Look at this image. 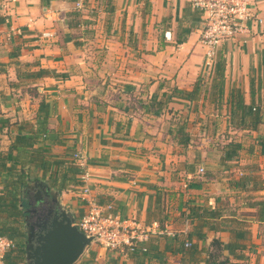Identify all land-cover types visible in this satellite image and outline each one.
Segmentation results:
<instances>
[{
	"label": "crops",
	"instance_id": "1",
	"mask_svg": "<svg viewBox=\"0 0 264 264\" xmlns=\"http://www.w3.org/2000/svg\"><path fill=\"white\" fill-rule=\"evenodd\" d=\"M255 9L264 18V0ZM203 25L187 0H0V157L43 122L20 155L28 183L57 188L75 222L88 186L158 225L147 250L92 241L74 264H264V23L223 41L210 67ZM241 105L260 109L257 127ZM37 150L64 162L65 188Z\"/></svg>",
	"mask_w": 264,
	"mask_h": 264
},
{
	"label": "built area",
	"instance_id": "2",
	"mask_svg": "<svg viewBox=\"0 0 264 264\" xmlns=\"http://www.w3.org/2000/svg\"><path fill=\"white\" fill-rule=\"evenodd\" d=\"M191 7L203 14L200 43L205 48V64L212 66L223 41L234 39L242 34H250L255 24L264 23L255 9V0H187ZM80 6L81 3L78 2ZM43 36L53 33L46 31ZM76 157L79 155L76 153ZM87 181L88 173L82 175ZM83 197L88 203L87 211L75 223L87 236H92L108 249L133 252L147 250L144 244L155 231L157 223L143 225L134 217L120 216L112 211V204H100L88 197L90 188H83ZM186 245H190L189 242ZM17 246L16 240L0 235V264H5L6 256Z\"/></svg>",
	"mask_w": 264,
	"mask_h": 264
},
{
	"label": "trees",
	"instance_id": "3",
	"mask_svg": "<svg viewBox=\"0 0 264 264\" xmlns=\"http://www.w3.org/2000/svg\"><path fill=\"white\" fill-rule=\"evenodd\" d=\"M217 67L223 66V60L216 61ZM240 108L244 110L248 116L251 117L250 123L247 125L250 128L257 127L258 124L262 122L260 116V109L251 106L241 105ZM49 130L47 124L39 122L36 129H32L31 133H19L12 144V151H16V156L13 157V152L10 156L0 157V176H5V182L0 188V211L5 212L7 217L6 220L2 222L0 226V235H5L9 238L16 240L17 246L6 256L5 264H19L18 258H24L25 245L22 246L17 238H20L22 234L25 233V214L24 211L29 207L28 200L24 194V188H26L28 181L30 179V172L27 171L26 165L23 160H21V153L25 152L26 149L33 147L42 135H48ZM40 141V140H39ZM188 142L185 139L184 143ZM260 144H264V140H260ZM236 147L237 144L235 145ZM36 159L39 158L43 163V172L46 174L50 173L49 181L52 183H58L60 190L65 188L67 185V179L70 178L68 171H64V162H59L57 160H45L42 151L37 150V152H29ZM234 156V155H233ZM20 162V167L10 166L7 162ZM60 179V182H59ZM74 183V180H73ZM17 251L16 253H14Z\"/></svg>",
	"mask_w": 264,
	"mask_h": 264
},
{
	"label": "water",
	"instance_id": "4",
	"mask_svg": "<svg viewBox=\"0 0 264 264\" xmlns=\"http://www.w3.org/2000/svg\"><path fill=\"white\" fill-rule=\"evenodd\" d=\"M40 199L52 198L60 204L59 190L41 180L33 181ZM27 187H32L28 183ZM25 242L26 264H74L85 248L94 240L75 223L73 213L62 206L56 210L52 221L44 223L40 231L27 223Z\"/></svg>",
	"mask_w": 264,
	"mask_h": 264
},
{
	"label": "flooded vegetation",
	"instance_id": "5",
	"mask_svg": "<svg viewBox=\"0 0 264 264\" xmlns=\"http://www.w3.org/2000/svg\"><path fill=\"white\" fill-rule=\"evenodd\" d=\"M32 184V183H30ZM37 187L32 184V187L24 188V194L28 200L29 207L24 211L25 214V227L27 223L33 224L36 227V231H40L41 226L44 223L49 224L56 212L61 206L52 198L45 197L40 199V195L37 193ZM26 233V232H25ZM27 241V233L25 234V242Z\"/></svg>",
	"mask_w": 264,
	"mask_h": 264
},
{
	"label": "rangeland",
	"instance_id": "6",
	"mask_svg": "<svg viewBox=\"0 0 264 264\" xmlns=\"http://www.w3.org/2000/svg\"><path fill=\"white\" fill-rule=\"evenodd\" d=\"M21 237H22L21 240H20V238H17V241L20 242L22 246H24L23 244H25V239H23V238L25 237V234H24V236L22 235ZM22 240H23V242H22Z\"/></svg>",
	"mask_w": 264,
	"mask_h": 264
}]
</instances>
